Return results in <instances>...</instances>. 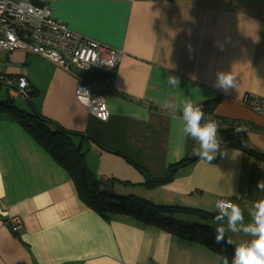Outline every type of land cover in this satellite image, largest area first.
I'll return each mask as SVG.
<instances>
[{"label":"crops","instance_id":"0c3cea01","mask_svg":"<svg viewBox=\"0 0 264 264\" xmlns=\"http://www.w3.org/2000/svg\"><path fill=\"white\" fill-rule=\"evenodd\" d=\"M30 1L45 3L71 29L125 52L107 91L106 121L79 102L77 79L56 63L23 50L0 52V75L26 74V94L34 96L36 111L77 132L101 183L133 185L132 195L209 212L227 198L250 220L248 208L264 193L256 187L264 180V116L244 98L264 96V0ZM230 70L237 84L225 93L213 85L219 71ZM171 75L179 79V88L168 85ZM5 88L21 94L9 87L0 94ZM186 99L196 104L219 99L211 117L221 129L236 123L245 129L223 144L227 155L218 153L207 162L196 154L198 142L182 131L179 109ZM168 102L177 109L169 111ZM185 158L195 159L175 169L172 180L146 185L148 177L167 176ZM12 216L23 222L18 232L10 226ZM227 236L234 246L250 239L243 233ZM0 264L222 262L203 244L175 238L129 213L106 217L87 205L69 172L4 110Z\"/></svg>","mask_w":264,"mask_h":264},{"label":"built area","instance_id":"2783aa9c","mask_svg":"<svg viewBox=\"0 0 264 264\" xmlns=\"http://www.w3.org/2000/svg\"><path fill=\"white\" fill-rule=\"evenodd\" d=\"M16 50L47 58L72 74L77 79L75 94L79 102L99 119H109L107 91L125 56L121 48L71 29L43 2L0 0V52ZM28 85L26 74L0 75V91L5 86L27 96ZM244 104L264 115V96L250 94ZM216 122L219 132L221 124ZM9 223L16 232L23 226L19 216H12Z\"/></svg>","mask_w":264,"mask_h":264},{"label":"trees","instance_id":"16d2710c","mask_svg":"<svg viewBox=\"0 0 264 264\" xmlns=\"http://www.w3.org/2000/svg\"><path fill=\"white\" fill-rule=\"evenodd\" d=\"M218 103L219 99H210L199 103L204 109L206 119H213L211 116L214 115ZM4 110L10 112L15 117V120L69 172L76 185L78 194L87 205L93 207L106 217L111 214L129 213L142 224L155 226L160 230L167 231L175 238L203 244L219 256L222 264L225 258L231 264L234 245L227 243L217 244L215 242L214 228L199 223L184 225L178 219L181 215L192 214L199 215L204 219H210L214 218L217 214L216 212L179 205L158 204L147 198L132 194H114L110 189L101 187V181L89 168L85 152L78 147V143L74 142L77 132L63 127L58 122L38 111L26 112L19 109L14 105L11 97H7L0 102V111ZM235 125L238 126L237 123ZM236 134L235 127H230L226 130L220 128L219 130L223 144L234 140ZM194 159L185 158L182 160V163L172 165L169 174L162 178L153 179L148 177L146 185L156 187L167 183L174 177L173 173L175 169ZM226 239H228L227 234Z\"/></svg>","mask_w":264,"mask_h":264},{"label":"clouds","instance_id":"9594fccd","mask_svg":"<svg viewBox=\"0 0 264 264\" xmlns=\"http://www.w3.org/2000/svg\"><path fill=\"white\" fill-rule=\"evenodd\" d=\"M238 76L232 70L219 71L214 82V87L229 93L236 87ZM167 83L173 89L179 88L180 81L177 77L171 75ZM165 107L169 111H175L177 105L168 102ZM182 131L186 137H191L199 144L196 154L207 162L212 161L219 153L227 155V149L223 146L222 137L219 135V125L211 118L205 117L202 105L186 99L180 106ZM245 131L241 126H235V132L239 134ZM261 192H264V180L258 181L256 186ZM236 193L233 191V195ZM216 215L214 216L215 242L217 244H232L233 241L226 239V234L243 233L250 239L242 240L234 246L231 264H264V197L255 201L248 208L250 220L245 221L244 210L241 206L231 200L219 199L215 203ZM223 264H229L225 258Z\"/></svg>","mask_w":264,"mask_h":264},{"label":"rangeland","instance_id":"374dc122","mask_svg":"<svg viewBox=\"0 0 264 264\" xmlns=\"http://www.w3.org/2000/svg\"><path fill=\"white\" fill-rule=\"evenodd\" d=\"M7 97H11L14 101V105L21 110L25 109V110H28V112H35L36 111V109L34 108V105H33L34 104V102H33L34 96L31 97L30 102H29L27 100V98H25L22 94H19L17 96L11 95L9 93V90L7 88H5L4 92H2L0 94V98L5 99ZM37 102H39V99L36 98L35 103H37ZM8 109H9V107H8ZM262 116H264V115H262ZM74 142L78 143V144L80 143L78 136L74 137ZM78 147H80V144ZM84 149L85 148H83V151H84ZM100 185L103 188L110 189L114 194H117V195H128V194L132 193L131 191H132V187H133V185H128V186L127 185L126 186L125 185H119V182H117V184L115 186H112V188H110L109 186L106 187L104 183H101ZM181 219H182V223L184 225H192L195 223H199V224L208 225L214 229L217 227V225L214 223V218L204 219L199 215L192 214L190 216L184 215L181 217Z\"/></svg>","mask_w":264,"mask_h":264},{"label":"water","instance_id":"95a60500","mask_svg":"<svg viewBox=\"0 0 264 264\" xmlns=\"http://www.w3.org/2000/svg\"><path fill=\"white\" fill-rule=\"evenodd\" d=\"M25 98H27V100L30 102V98L28 97V96H26V95H23ZM112 182H108V183H106L105 184V186L107 187V186H109L110 188H112Z\"/></svg>","mask_w":264,"mask_h":264},{"label":"bare ground","instance_id":"6f19581e","mask_svg":"<svg viewBox=\"0 0 264 264\" xmlns=\"http://www.w3.org/2000/svg\"><path fill=\"white\" fill-rule=\"evenodd\" d=\"M264 163V162H263ZM264 194V193H263Z\"/></svg>","mask_w":264,"mask_h":264}]
</instances>
